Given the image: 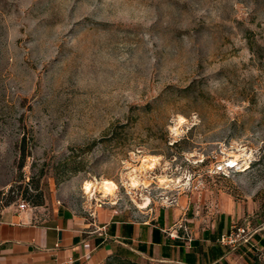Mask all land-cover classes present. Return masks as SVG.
<instances>
[{
  "label": "rangeland",
  "instance_id": "rangeland-1",
  "mask_svg": "<svg viewBox=\"0 0 264 264\" xmlns=\"http://www.w3.org/2000/svg\"><path fill=\"white\" fill-rule=\"evenodd\" d=\"M54 200L224 215L264 264V0H0V211Z\"/></svg>",
  "mask_w": 264,
  "mask_h": 264
},
{
  "label": "crops",
  "instance_id": "crops-1",
  "mask_svg": "<svg viewBox=\"0 0 264 264\" xmlns=\"http://www.w3.org/2000/svg\"><path fill=\"white\" fill-rule=\"evenodd\" d=\"M188 211L163 207L138 218L110 205L77 212L56 200L6 207L0 264H235L233 247L221 242L231 232L229 219L222 215L205 227Z\"/></svg>",
  "mask_w": 264,
  "mask_h": 264
},
{
  "label": "bare ground",
  "instance_id": "bare-ground-1",
  "mask_svg": "<svg viewBox=\"0 0 264 264\" xmlns=\"http://www.w3.org/2000/svg\"><path fill=\"white\" fill-rule=\"evenodd\" d=\"M100 188H101V190H103V192L105 193V195L107 197V196H112L115 194V192L117 190V185L112 181H104ZM85 189L87 190L88 193L94 194V191L96 192L94 183L88 182L85 186ZM149 204H150L149 200H147L141 207L146 209L149 206Z\"/></svg>",
  "mask_w": 264,
  "mask_h": 264
},
{
  "label": "built area",
  "instance_id": "built-area-1",
  "mask_svg": "<svg viewBox=\"0 0 264 264\" xmlns=\"http://www.w3.org/2000/svg\"><path fill=\"white\" fill-rule=\"evenodd\" d=\"M30 205L27 204V203H22L20 204V208L21 209H27ZM103 205H100V207H102ZM221 242L223 244H227L231 247H233V244L237 242V239L235 238L234 236V233L231 231L229 234L227 235H224L222 238H221Z\"/></svg>",
  "mask_w": 264,
  "mask_h": 264
},
{
  "label": "trees",
  "instance_id": "trees-1",
  "mask_svg": "<svg viewBox=\"0 0 264 264\" xmlns=\"http://www.w3.org/2000/svg\"><path fill=\"white\" fill-rule=\"evenodd\" d=\"M24 156L26 157V154L24 152ZM38 205H42V203H38ZM260 243L262 244V246L264 247V240L260 239ZM253 264H259L258 261H255V263Z\"/></svg>",
  "mask_w": 264,
  "mask_h": 264
}]
</instances>
